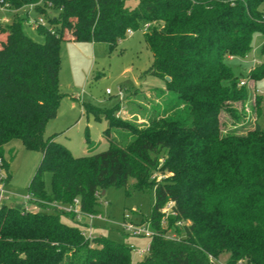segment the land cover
Instances as JSON below:
<instances>
[{"label":"trees","instance_id":"trees-1","mask_svg":"<svg viewBox=\"0 0 264 264\" xmlns=\"http://www.w3.org/2000/svg\"><path fill=\"white\" fill-rule=\"evenodd\" d=\"M3 1L19 9L38 0ZM50 1V8L35 7L52 27H37L42 42L24 33L18 14L0 23V158L12 138L42 155L26 188L42 208L0 206V264H217L224 253L225 264H264V93H250L227 63L251 50L254 33L264 34V0ZM144 23H150L143 30L149 72L175 96L149 108L137 103L140 123L118 118L119 102L109 108L84 103L95 119L107 121L108 146L98 152L74 156L55 134L45 137L64 95L58 80L64 31L112 49ZM261 53L249 71L253 84L264 77V41ZM248 101L262 124L222 131L220 113L239 121ZM85 139L90 142L87 132ZM44 170L51 173L49 192ZM154 172L167 175L156 181ZM129 178L136 188L154 189L146 219L155 233L147 254L135 261L128 243L103 234L88 239L83 228L62 220H75L73 213L45 206L77 198L82 212L96 213L101 191ZM169 201L175 214L164 217ZM168 232L177 237L167 238Z\"/></svg>","mask_w":264,"mask_h":264},{"label":"rangeland","instance_id":"rangeland-1","mask_svg":"<svg viewBox=\"0 0 264 264\" xmlns=\"http://www.w3.org/2000/svg\"><path fill=\"white\" fill-rule=\"evenodd\" d=\"M136 1L127 0V5L134 6ZM261 9L264 11V3L261 4ZM23 12L25 9L20 10L19 15L21 16ZM48 12L52 14L51 11L48 10ZM14 14L12 10H0V23L11 22ZM40 15L34 10H29L28 19H35ZM22 28L24 33L32 39L38 42L44 40V35L39 33L34 26L28 25L26 21ZM263 41V33H254L251 50L242 57H230L227 60L233 73L244 81L250 93L253 92L254 88L256 92L264 93V77L254 84L249 78L251 67L262 60L261 44ZM59 55V90L64 94L77 92L81 98L85 94L87 96L85 103L89 100L92 104L100 107L109 108L119 102L121 112L118 115L115 113V115L120 119L137 123L143 122L144 118L137 110L139 108L136 107L137 103L149 108L150 102L156 104L160 100H167L175 96V94L166 91L164 79L149 72L152 53L145 44L142 29L133 30L131 35L126 33L125 38L120 39L112 49H109L104 42L62 39ZM107 89L110 90V93L106 92ZM119 91L122 93L121 99L119 98ZM157 95H161V98ZM67 103L70 102L66 98L61 102L59 101L60 111L68 110ZM76 104L78 109L75 110L70 119L52 118L49 127L44 130V136L49 137L57 132L55 140L64 144L74 156L106 149L108 140L103 130L107 127V121L103 117L99 120L95 119L93 113L84 107L82 101V108L80 101ZM236 107L238 111L241 109L238 103ZM244 111L246 116H242L243 118L239 121H235L227 112L222 111L220 113L221 130L225 132L230 128L237 127L239 132H244L253 128L256 121L262 124V116L257 120L251 111V102H247ZM68 122L72 125H67ZM86 132L89 143L85 139ZM117 134L116 131L112 135L117 136ZM41 156L40 151L26 148L19 138H12L3 145V161L6 163V167L3 169L4 177L2 180L5 181V193L10 196V200L5 204L20 205L18 204L19 201L23 202V197L27 194V185L41 160ZM165 175H167L166 172H154L152 176L158 181ZM42 177L45 189L49 192L51 186L50 171L44 170ZM133 183L134 179L129 178L125 186H109L104 194L99 196L96 210L97 213L102 214L103 219H93L92 232L94 235L103 234L115 241H122L135 246H143L147 243L148 238L133 236L121 228V224L125 220L138 223L148 221L146 218L150 215L154 202L153 187L140 189L136 188ZM31 201L29 205L32 209L42 208L39 201ZM45 206L46 208L52 207L49 202H46ZM61 218L69 225L79 226L84 231L86 230L83 225V222L88 221L86 216H80L75 220L65 216ZM172 233L169 234L172 235ZM226 257L227 255L224 253L220 255L217 261L225 263ZM138 258L141 256L132 252V260L135 261Z\"/></svg>","mask_w":264,"mask_h":264},{"label":"built area","instance_id":"built-area-1","mask_svg":"<svg viewBox=\"0 0 264 264\" xmlns=\"http://www.w3.org/2000/svg\"><path fill=\"white\" fill-rule=\"evenodd\" d=\"M51 3L52 2L50 0H38L37 2L28 3L19 9H13L10 7L8 2H4L3 0H0V10L1 11L12 10L15 14L19 15V11L22 9H25V12H23L21 16L25 18V21L28 23V25H32L35 28L47 26L49 29L52 30V27H50V25L48 24V22L46 21V19L43 17L42 14L35 19H30V20L28 19L29 10H36L35 7L40 6V5H45V7L50 8ZM149 26H150V23H144V25L142 26V30H146ZM126 33L128 35H131L133 33V30L128 29ZM243 83H244V81L240 80V84H243ZM106 92L110 93V90L107 89ZM118 94H119V98L121 99L122 98L121 91H119ZM120 112H121V108L116 112V115H118ZM2 163H3V161L0 158V165H2ZM3 177H4L3 168H0V206L3 203H5V200L8 197V194H6L5 190H4V182L5 181L2 180ZM31 200H32V197L29 194H26L23 197V203H24V206L26 208H28L27 204H29ZM50 204L52 207H55V208L60 209L62 211H66L68 213H73L76 219H78L80 216H86L88 221L83 222V225L85 226L86 230L85 231L83 230L82 233L88 239L94 235V233L92 232V228L94 226L93 222H92L93 219H100V220L103 219L101 213H97V212L96 213H85V212H82V210L80 208L79 200L77 198L73 199V202L71 204H67V205H62V204H59L57 202H50ZM172 206H173V202L169 201L166 204V206H164L162 208L161 211L164 214V217L175 214V211H173ZM177 224L182 225V224H184V222L178 221ZM121 228L123 231H125V232H127L133 236H143V237L148 238L149 240L143 246L130 245L131 250L135 255L142 257L145 254H147V252L149 251V246H150V238L155 233L150 228L149 221L138 223V222H132L129 220H125L121 224ZM169 233L171 234L172 232H169ZM169 233H166V235H165L167 238H176L177 237L176 233L173 232L172 235H170ZM214 261L217 264H225V263H220L219 261H217V259H214Z\"/></svg>","mask_w":264,"mask_h":264},{"label":"crops","instance_id":"crops-1","mask_svg":"<svg viewBox=\"0 0 264 264\" xmlns=\"http://www.w3.org/2000/svg\"><path fill=\"white\" fill-rule=\"evenodd\" d=\"M34 11H36V12H38L37 10H34ZM39 13V12H38ZM1 36H3L2 34H0V40H1ZM63 39H66V40H75L74 39V36L69 32V31H67V30H65L64 31V37H63ZM86 95L85 94H83L82 95V98H81V96L76 92L75 94L74 93H72V94H64L62 97H61V99H60V102L61 101H63L65 98L66 99H68L69 100V102L70 103H67L68 104V110L67 111H65V110H61L60 111V108H59V106H58V111H57V114H56V116L54 117V118H59V119H61V118H63V119H70V117H71V115L75 112V110L76 109H78L76 106H77V104H76V102H79L80 101V104H81V101H82V103L84 104L85 103V100H87L86 99ZM82 99V100H81ZM87 103H91V101H87ZM98 103H99V101H98ZM101 104H102V102H100ZM83 104H81L80 105V107L82 108V105ZM92 104V103H91ZM104 104V103H103ZM93 105H95V104H93ZM97 106V105H96ZM100 107V106H99ZM104 108H108V107H105V106H103ZM102 118V117H101ZM100 118V119H101ZM58 119V120H59ZM79 119V118H78ZM77 119V120H78ZM51 120V119H50ZM48 121L47 122V124H46V127H45V130L49 127V122H51V121ZM72 121V120H71ZM77 122V121H76ZM70 122H68V124L67 125H70L69 124ZM72 125V124H71ZM70 125V126H71ZM57 134V132H55V135ZM10 200V196L8 195V197H7V199L5 200V203L7 202V201H9ZM13 201V200H12ZM11 201V202H12ZM13 202H15V201H13ZM11 204H13V203H11ZM18 204H20V205H24V203L23 202H21V201H19V203ZM31 205H29V204H27V207L29 208V209H32L31 207H30ZM34 209V208H33Z\"/></svg>","mask_w":264,"mask_h":264},{"label":"water","instance_id":"water-1","mask_svg":"<svg viewBox=\"0 0 264 264\" xmlns=\"http://www.w3.org/2000/svg\"><path fill=\"white\" fill-rule=\"evenodd\" d=\"M166 79L168 80V79H169V77H166ZM104 192H105V189H103V190L101 191V195H103V194H104Z\"/></svg>","mask_w":264,"mask_h":264}]
</instances>
